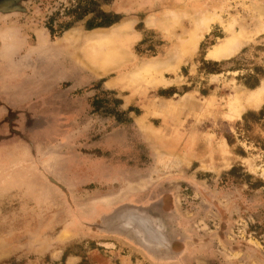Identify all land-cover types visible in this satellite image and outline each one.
I'll return each mask as SVG.
<instances>
[{
    "label": "rangeland",
    "instance_id": "rangeland-1",
    "mask_svg": "<svg viewBox=\"0 0 264 264\" xmlns=\"http://www.w3.org/2000/svg\"><path fill=\"white\" fill-rule=\"evenodd\" d=\"M87 1L0 0V264H264V115L242 119L264 109V0ZM86 6L138 29L163 7V89L104 85L159 38L122 58L97 57L110 38L54 44ZM123 208L165 245L134 240Z\"/></svg>",
    "mask_w": 264,
    "mask_h": 264
},
{
    "label": "crops",
    "instance_id": "crops-1",
    "mask_svg": "<svg viewBox=\"0 0 264 264\" xmlns=\"http://www.w3.org/2000/svg\"><path fill=\"white\" fill-rule=\"evenodd\" d=\"M140 21L141 29L136 27L137 20L123 18L108 27H97L90 30L78 26L70 27L59 37H56L58 40H56L54 44L61 48L69 57L71 54L78 57L76 51L77 48L74 49L72 47V44L74 46L75 41H82L83 44H86L84 38H110V40L103 41L97 46L95 50L97 57L106 54L109 58H122V56L126 57L131 54L135 55L134 50L132 51V49L144 38H159L161 43V53L159 56L145 57V59H142L141 61L137 60L131 70L124 74H117L104 81V85L108 89L120 88V86L124 85L127 79L132 81L134 84L128 91V97L131 99L136 98L138 95H141V92L146 90L163 89V7L147 11L144 13ZM94 31L97 32L94 33ZM35 38L51 37L47 32L38 30L37 33H35ZM109 44L111 49L109 51H103V47L106 45L108 46ZM84 53L86 57H90L93 51L85 48ZM109 63L110 62H99L97 66L101 68L103 65H106L104 67L105 70H110Z\"/></svg>",
    "mask_w": 264,
    "mask_h": 264
},
{
    "label": "water",
    "instance_id": "water-1",
    "mask_svg": "<svg viewBox=\"0 0 264 264\" xmlns=\"http://www.w3.org/2000/svg\"><path fill=\"white\" fill-rule=\"evenodd\" d=\"M118 213L117 215L123 221L127 232L144 247L155 248L162 244L165 245L167 236L164 231L163 233L161 231V222L153 216L134 208H123ZM164 226L163 222V228Z\"/></svg>",
    "mask_w": 264,
    "mask_h": 264
},
{
    "label": "trees",
    "instance_id": "trees-1",
    "mask_svg": "<svg viewBox=\"0 0 264 264\" xmlns=\"http://www.w3.org/2000/svg\"><path fill=\"white\" fill-rule=\"evenodd\" d=\"M101 1L106 3V2H110L111 0H101ZM87 2L89 5H93V4L95 5V2H93V0H88ZM88 6H86L87 8L86 7L83 8L80 14L77 16V18L80 19L88 13L93 14L92 20H90V22L86 24L87 30L97 28V27H108L118 22L121 19V16L119 14L104 12L100 10L99 8L95 10L93 8H88ZM209 64L216 65L217 62H212ZM250 87L253 88L254 85H250ZM263 115H264V109L262 108L258 112H252V111L246 112L243 115L242 119L244 122H247L249 118L260 117Z\"/></svg>",
    "mask_w": 264,
    "mask_h": 264
},
{
    "label": "bare ground",
    "instance_id": "bare-ground-1",
    "mask_svg": "<svg viewBox=\"0 0 264 264\" xmlns=\"http://www.w3.org/2000/svg\"><path fill=\"white\" fill-rule=\"evenodd\" d=\"M222 44V43H221ZM220 44V45H221ZM224 45H226V44H224ZM223 45V46H224ZM223 46H221V47H223ZM221 49H223V48H221ZM208 55L210 56V57H218V55H220V53H219V49L218 48H215V49H213V51H210L209 53H208ZM222 56V55H221ZM220 57V56H219ZM259 92H260V90H257V91H254V96L252 97V102H258V100H259V96H260V94H259Z\"/></svg>",
    "mask_w": 264,
    "mask_h": 264
}]
</instances>
